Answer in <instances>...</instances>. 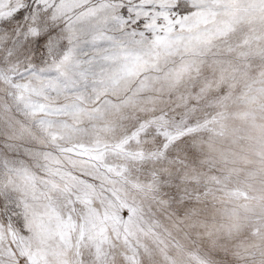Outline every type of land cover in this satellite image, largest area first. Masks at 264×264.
I'll list each match as a JSON object with an SVG mask.
<instances>
[{
    "label": "snow or ice",
    "instance_id": "obj_1",
    "mask_svg": "<svg viewBox=\"0 0 264 264\" xmlns=\"http://www.w3.org/2000/svg\"><path fill=\"white\" fill-rule=\"evenodd\" d=\"M0 264H264V0H0Z\"/></svg>",
    "mask_w": 264,
    "mask_h": 264
}]
</instances>
